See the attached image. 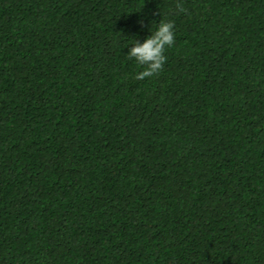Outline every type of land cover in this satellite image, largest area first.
Segmentation results:
<instances>
[{"label":"trees","instance_id":"obj_1","mask_svg":"<svg viewBox=\"0 0 264 264\" xmlns=\"http://www.w3.org/2000/svg\"><path fill=\"white\" fill-rule=\"evenodd\" d=\"M182 2L0 0V264H264V0Z\"/></svg>","mask_w":264,"mask_h":264},{"label":"clouds","instance_id":"obj_2","mask_svg":"<svg viewBox=\"0 0 264 264\" xmlns=\"http://www.w3.org/2000/svg\"><path fill=\"white\" fill-rule=\"evenodd\" d=\"M176 13H187L182 0H176ZM143 23V22H141ZM175 23L173 21L161 20L155 32L151 31V36L141 44L135 40L127 55L129 60H135L144 70L137 74V80H144L158 76L163 71V66L167 62L165 52L175 44Z\"/></svg>","mask_w":264,"mask_h":264}]
</instances>
